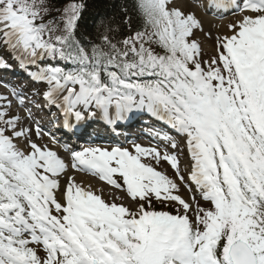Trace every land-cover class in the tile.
Segmentation results:
<instances>
[{
  "label": "snow or ice",
  "instance_id": "1",
  "mask_svg": "<svg viewBox=\"0 0 264 264\" xmlns=\"http://www.w3.org/2000/svg\"><path fill=\"white\" fill-rule=\"evenodd\" d=\"M197 3L135 0L131 35L102 21L77 39L83 3L46 20L50 0H0V65L43 85L0 94V264H264V0H209L242 16L207 60ZM34 108H55L71 135L97 115L118 126L136 111L169 134L132 150L66 141V159L43 142L58 140ZM70 170L124 196L106 201Z\"/></svg>",
  "mask_w": 264,
  "mask_h": 264
},
{
  "label": "trees",
  "instance_id": "2",
  "mask_svg": "<svg viewBox=\"0 0 264 264\" xmlns=\"http://www.w3.org/2000/svg\"><path fill=\"white\" fill-rule=\"evenodd\" d=\"M74 2L85 5L79 23H81V31L90 39L94 38L100 30L102 21L104 23L113 22L114 27L119 26L123 34L128 35L129 26L124 23L127 17L122 15L125 9H128V16L131 17V29L138 24L132 3L125 0H50L51 14L45 19L51 20L53 17H59L63 8ZM58 9L60 11H57Z\"/></svg>",
  "mask_w": 264,
  "mask_h": 264
},
{
  "label": "rangeland",
  "instance_id": "3",
  "mask_svg": "<svg viewBox=\"0 0 264 264\" xmlns=\"http://www.w3.org/2000/svg\"><path fill=\"white\" fill-rule=\"evenodd\" d=\"M195 12H196V14H202V12H201V10L200 9H197V8H195ZM201 17H203V16H206L207 18H208V23L207 24H205L204 25V27H205V29H207V30H210V28L212 29V26H213V21H212V19L209 17V16H207V15H200ZM230 19V21L232 22V23H235V21H233L231 18H229ZM211 20V21H210ZM218 24V23H217ZM219 25H220V27H221V30H224L225 29V25H224V22H221V23H219ZM217 27V26H216ZM216 32V31H215ZM214 31H209V33L213 36V34L215 33ZM200 37V36H199ZM94 190H96V188H99V189H101L103 192H105L106 194H107V196L108 197H110V194H109V192L105 189V188H103V187H101V186H99L98 184H96V186H94ZM104 197V196H103Z\"/></svg>",
  "mask_w": 264,
  "mask_h": 264
},
{
  "label": "bare ground",
  "instance_id": "4",
  "mask_svg": "<svg viewBox=\"0 0 264 264\" xmlns=\"http://www.w3.org/2000/svg\"><path fill=\"white\" fill-rule=\"evenodd\" d=\"M200 19L203 21V24H207L209 21H208V18L206 16H203V17H200ZM211 21V20H210ZM205 28V27H204ZM77 180L80 181L81 180V177L79 175H77Z\"/></svg>",
  "mask_w": 264,
  "mask_h": 264
}]
</instances>
